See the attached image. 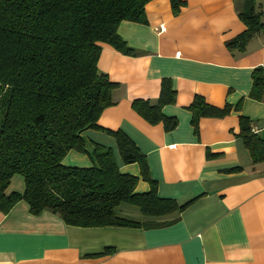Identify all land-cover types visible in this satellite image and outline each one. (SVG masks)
<instances>
[{"label":"crops","instance_id":"0c3cea01","mask_svg":"<svg viewBox=\"0 0 264 264\" xmlns=\"http://www.w3.org/2000/svg\"><path fill=\"white\" fill-rule=\"evenodd\" d=\"M183 1L175 15L170 0H150L145 23H120L119 35L139 54L101 43L98 67L119 85L115 104L98 122L124 131L146 154L160 197L192 203L159 218L171 222L158 227H83L50 211L32 214L20 200L8 213L0 211V264H264V161L254 163L238 135L240 115H245L264 139V100L250 96L254 69H264V31L244 50H230L226 42L246 28L239 11L247 0ZM257 10L264 21V0H257ZM163 78L176 92L175 102L163 107L178 119L171 131L132 107L134 99L157 100ZM196 95L218 107L230 105L231 112L201 117L196 132L189 108ZM82 137L86 151L70 150L64 164L91 166L97 143L113 149L123 173L140 176L138 163L122 161L114 136L89 128ZM24 189L23 176L15 174L7 193ZM149 189L140 177L136 191ZM117 212L147 220L132 205L123 204ZM106 247L115 251L89 256Z\"/></svg>","mask_w":264,"mask_h":264},{"label":"trees","instance_id":"16d2710c","mask_svg":"<svg viewBox=\"0 0 264 264\" xmlns=\"http://www.w3.org/2000/svg\"><path fill=\"white\" fill-rule=\"evenodd\" d=\"M149 1L0 0V211L8 213L25 200L32 214L50 211L70 225L152 228L170 223L159 218L182 212L192 203L160 197L146 154L124 131L103 128L98 122L101 113L115 104L113 92L119 85L98 67L101 43L124 54H139L119 35L118 26L124 20L145 23ZM170 1L177 15L185 2ZM247 4L239 11L246 28L226 42L230 50H244L264 31L257 0ZM252 79L251 98L264 100V69H254ZM175 99L171 80L163 78L157 100L134 99L132 107L148 122H161L171 131L178 119L166 115L163 107ZM189 108L196 132L201 117H223L232 109L212 105L200 95ZM89 128L114 136L122 161L138 163L140 176L123 173L113 149L97 143L91 166L64 164L70 150L86 151L82 133ZM238 135L253 162L264 161V139L245 115H240ZM15 174L23 176L25 189L7 193ZM140 177L150 183L148 191H136ZM123 204L137 207L147 220L119 216ZM114 251L106 247L89 256Z\"/></svg>","mask_w":264,"mask_h":264},{"label":"built area","instance_id":"2783aa9c","mask_svg":"<svg viewBox=\"0 0 264 264\" xmlns=\"http://www.w3.org/2000/svg\"><path fill=\"white\" fill-rule=\"evenodd\" d=\"M165 28L163 27V25L160 26V30H164Z\"/></svg>","mask_w":264,"mask_h":264},{"label":"rangeland","instance_id":"374dc122","mask_svg":"<svg viewBox=\"0 0 264 264\" xmlns=\"http://www.w3.org/2000/svg\"><path fill=\"white\" fill-rule=\"evenodd\" d=\"M121 206H119V208H120Z\"/></svg>","mask_w":264,"mask_h":264}]
</instances>
